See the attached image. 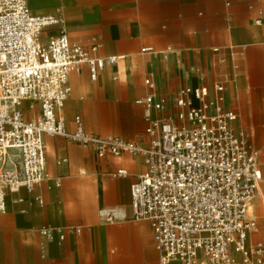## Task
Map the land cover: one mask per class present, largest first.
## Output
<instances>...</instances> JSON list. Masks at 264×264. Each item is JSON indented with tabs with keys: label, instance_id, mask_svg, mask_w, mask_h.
<instances>
[{
	"label": "crops",
	"instance_id": "obj_1",
	"mask_svg": "<svg viewBox=\"0 0 264 264\" xmlns=\"http://www.w3.org/2000/svg\"><path fill=\"white\" fill-rule=\"evenodd\" d=\"M29 7L38 15L60 9L71 45L93 43L94 56L119 59L95 81L85 66L70 75L71 94L59 112L70 132L80 117L87 134L145 145L147 123L135 104L149 93L145 79L167 97L200 86L212 95L223 85L224 109L235 113V129L258 154L256 229L248 240L264 245V0H29ZM43 142L47 178L6 193L0 264H160L150 223L135 220L131 205L143 157L99 158L58 136ZM121 170L126 175H117Z\"/></svg>",
	"mask_w": 264,
	"mask_h": 264
},
{
	"label": "built area",
	"instance_id": "obj_2",
	"mask_svg": "<svg viewBox=\"0 0 264 264\" xmlns=\"http://www.w3.org/2000/svg\"><path fill=\"white\" fill-rule=\"evenodd\" d=\"M61 24L60 9L38 15L29 0H0V212L8 191L47 178L43 137L58 136L99 158L143 157L144 171L130 186L131 205L135 220L150 223L160 264H263L264 245L248 240L256 229L250 208L261 182L258 154L235 129V113L224 109L223 85L212 95L200 86L167 97L145 79L149 93L135 100L147 123L145 145L87 134L80 117L70 132L59 115L71 94L70 75L85 66L95 81L119 59L94 56L93 43L71 45ZM55 27L58 33L51 34ZM100 214L114 219L111 211Z\"/></svg>",
	"mask_w": 264,
	"mask_h": 264
},
{
	"label": "rangeland",
	"instance_id": "obj_3",
	"mask_svg": "<svg viewBox=\"0 0 264 264\" xmlns=\"http://www.w3.org/2000/svg\"><path fill=\"white\" fill-rule=\"evenodd\" d=\"M34 114H35V113H34ZM33 117H34L33 114L30 113V112H29L28 114L25 115V119H26V120H32ZM252 212H253V207L250 208V213H252Z\"/></svg>",
	"mask_w": 264,
	"mask_h": 264
}]
</instances>
